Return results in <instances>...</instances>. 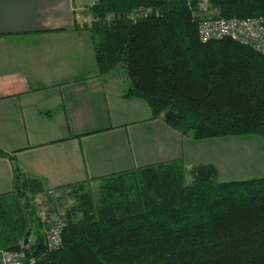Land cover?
Listing matches in <instances>:
<instances>
[{
  "label": "trees",
  "instance_id": "1",
  "mask_svg": "<svg viewBox=\"0 0 264 264\" xmlns=\"http://www.w3.org/2000/svg\"><path fill=\"white\" fill-rule=\"evenodd\" d=\"M204 3L212 16L264 17V0H98L87 27L98 65L125 67L124 96L143 98L183 135L264 136V54L231 37L203 40ZM185 174L174 159L104 176L97 193L86 183L58 189L76 200L58 248L40 218L32 226L3 199V250L22 251L26 264H264V176L219 181L210 163L192 168L191 183ZM28 187L33 198L45 192Z\"/></svg>",
  "mask_w": 264,
  "mask_h": 264
},
{
  "label": "crops",
  "instance_id": "2",
  "mask_svg": "<svg viewBox=\"0 0 264 264\" xmlns=\"http://www.w3.org/2000/svg\"><path fill=\"white\" fill-rule=\"evenodd\" d=\"M97 1L0 0V201L33 198L27 185L44 188L39 198L174 159L190 174L207 163L220 174L221 137L183 135L124 96L125 67L100 69L87 28Z\"/></svg>",
  "mask_w": 264,
  "mask_h": 264
},
{
  "label": "rangeland",
  "instance_id": "3",
  "mask_svg": "<svg viewBox=\"0 0 264 264\" xmlns=\"http://www.w3.org/2000/svg\"><path fill=\"white\" fill-rule=\"evenodd\" d=\"M214 14V10L208 8L206 3L202 5V16L209 17ZM120 70H124L125 72V69L122 67H120ZM120 72L122 73L123 71ZM212 143H209L208 147ZM217 150L221 152V157H219L220 162L218 161L220 169L219 181L248 180L264 176V136L256 134L223 136L217 142ZM185 181L186 183L192 182L191 174L188 171L185 174ZM99 185L100 183L90 185L94 193L99 191ZM50 197L53 202H50ZM75 201L70 194L62 193L60 195V191L47 193L39 198L30 199L27 197L20 199L21 204L29 202V209L35 210L33 213L26 210V218L29 220V223L33 226L34 220L40 218L42 232L45 235L52 222L51 218L59 217L63 219L65 211ZM54 205L55 207H53ZM51 208H55L57 211L52 214ZM49 218L51 222L47 221ZM34 239L35 236L32 235L31 240Z\"/></svg>",
  "mask_w": 264,
  "mask_h": 264
},
{
  "label": "built area",
  "instance_id": "4",
  "mask_svg": "<svg viewBox=\"0 0 264 264\" xmlns=\"http://www.w3.org/2000/svg\"><path fill=\"white\" fill-rule=\"evenodd\" d=\"M199 32L203 40L231 37L264 54V17H201ZM51 219L47 220L51 222L46 232L47 244L50 248H58L62 244L65 223L59 217ZM0 254L2 264H26L24 253L20 250H2ZM34 263L35 261L31 260L28 264Z\"/></svg>",
  "mask_w": 264,
  "mask_h": 264
},
{
  "label": "water",
  "instance_id": "5",
  "mask_svg": "<svg viewBox=\"0 0 264 264\" xmlns=\"http://www.w3.org/2000/svg\"><path fill=\"white\" fill-rule=\"evenodd\" d=\"M27 235H29V232L27 233ZM27 241V240H26Z\"/></svg>",
  "mask_w": 264,
  "mask_h": 264
}]
</instances>
